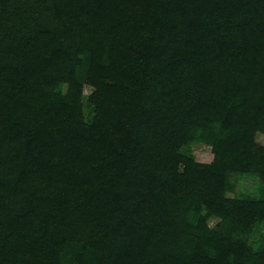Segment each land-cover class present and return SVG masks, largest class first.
Listing matches in <instances>:
<instances>
[{
  "label": "trees",
  "instance_id": "obj_1",
  "mask_svg": "<svg viewBox=\"0 0 264 264\" xmlns=\"http://www.w3.org/2000/svg\"><path fill=\"white\" fill-rule=\"evenodd\" d=\"M257 134L264 0H0V264H264Z\"/></svg>",
  "mask_w": 264,
  "mask_h": 264
},
{
  "label": "rangeland",
  "instance_id": "obj_2",
  "mask_svg": "<svg viewBox=\"0 0 264 264\" xmlns=\"http://www.w3.org/2000/svg\"><path fill=\"white\" fill-rule=\"evenodd\" d=\"M62 91H65V86H62ZM90 89L85 88L84 92L87 94ZM256 139L259 143L264 144V135L257 134ZM190 148L193 151H201V152H207L209 151V147L207 145H203L202 143H192L190 145ZM232 179L235 181V190L236 192L238 191H245V192H250V193H256L257 187L259 186L258 183V176L255 174H241V173H234L232 175ZM229 196H232L231 193L228 194ZM215 219L211 218L208 220V223L210 226H214L215 224ZM264 234V227L261 229H257L256 232V240H259V234Z\"/></svg>",
  "mask_w": 264,
  "mask_h": 264
}]
</instances>
